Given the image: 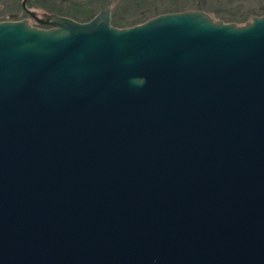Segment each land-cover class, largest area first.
<instances>
[{"label": "water", "instance_id": "water-1", "mask_svg": "<svg viewBox=\"0 0 264 264\" xmlns=\"http://www.w3.org/2000/svg\"><path fill=\"white\" fill-rule=\"evenodd\" d=\"M26 2L51 29L0 22V264H264V16Z\"/></svg>", "mask_w": 264, "mask_h": 264}, {"label": "rangeland", "instance_id": "rangeland-1", "mask_svg": "<svg viewBox=\"0 0 264 264\" xmlns=\"http://www.w3.org/2000/svg\"><path fill=\"white\" fill-rule=\"evenodd\" d=\"M23 0H0V20L5 21H27L31 27L49 30L50 26L38 24L22 8ZM199 0H181L188 6L197 5ZM25 8L36 13L41 17L43 14H55L75 20L80 23L90 21L95 17L101 8L98 3L92 0H27ZM107 8L111 10V18L124 19L126 23L141 22L143 9L133 10L130 13H124L120 6V0H113ZM157 5L161 4L158 3ZM202 12L208 14L213 20L227 23L226 16L235 15L248 16L244 23H235L242 26L251 21L252 17L264 16V0H204ZM224 16L225 18L221 17ZM91 18V19H90ZM230 23V22H228ZM234 23V22H233Z\"/></svg>", "mask_w": 264, "mask_h": 264}, {"label": "trees", "instance_id": "trees-1", "mask_svg": "<svg viewBox=\"0 0 264 264\" xmlns=\"http://www.w3.org/2000/svg\"><path fill=\"white\" fill-rule=\"evenodd\" d=\"M93 2L98 3V7L105 8L111 5L110 3L113 2V0H92ZM200 2L197 5L194 6H188L183 3H180L181 0H120V6L123 7L124 13H130L133 10H139L143 9L142 11V17L141 22L137 23H126L124 22V19H117L114 17L111 18V25L115 28H128L132 27L138 24H142L146 22L149 19H152L153 17H157L159 15H164L168 13H179L184 11H201L202 7L204 6V0H199ZM158 3L161 4L157 5ZM264 15V14H263ZM262 16V14L260 15ZM222 18H225L221 15ZM227 23L230 22L231 24L235 23H244L248 16H238L235 17V15L226 16ZM256 17V16H255ZM91 19V18H90ZM2 20H0L1 22ZM234 22V23H233ZM236 25V24H235Z\"/></svg>", "mask_w": 264, "mask_h": 264}, {"label": "clouds", "instance_id": "clouds-1", "mask_svg": "<svg viewBox=\"0 0 264 264\" xmlns=\"http://www.w3.org/2000/svg\"><path fill=\"white\" fill-rule=\"evenodd\" d=\"M140 83H142L143 81H139Z\"/></svg>", "mask_w": 264, "mask_h": 264}]
</instances>
